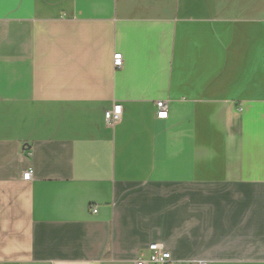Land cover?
Wrapping results in <instances>:
<instances>
[{
	"label": "crops",
	"instance_id": "crops-1",
	"mask_svg": "<svg viewBox=\"0 0 264 264\" xmlns=\"http://www.w3.org/2000/svg\"><path fill=\"white\" fill-rule=\"evenodd\" d=\"M263 62L264 0H0V264H264Z\"/></svg>",
	"mask_w": 264,
	"mask_h": 264
},
{
	"label": "built area",
	"instance_id": "built-area-1",
	"mask_svg": "<svg viewBox=\"0 0 264 264\" xmlns=\"http://www.w3.org/2000/svg\"><path fill=\"white\" fill-rule=\"evenodd\" d=\"M114 66L120 67L123 64V56L120 52L114 54ZM264 66V62H263ZM157 117L167 118L168 103L165 100L157 101ZM121 105L115 103L112 108L105 111V119L108 124H114L121 118ZM31 172L27 171L24 174V179H29ZM97 208H94V212ZM137 264H186L185 261L175 259L171 252L167 250L162 244L153 242L148 245L146 250H143L136 259ZM196 264H208L207 262H197Z\"/></svg>",
	"mask_w": 264,
	"mask_h": 264
}]
</instances>
